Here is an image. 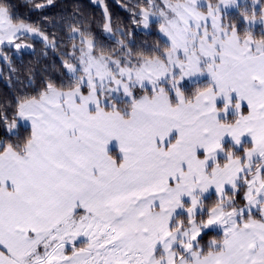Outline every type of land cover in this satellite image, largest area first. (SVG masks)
<instances>
[{"label": "snow or ice", "instance_id": "snow-or-ice-1", "mask_svg": "<svg viewBox=\"0 0 264 264\" xmlns=\"http://www.w3.org/2000/svg\"><path fill=\"white\" fill-rule=\"evenodd\" d=\"M96 2L115 46L66 20L78 40L62 54L67 79L0 106L14 137L0 139V264H264V33L225 14L264 24V2L128 0L135 27L157 21L165 39L151 47H134ZM30 37L58 47L0 0V58L34 50ZM204 74L187 94L184 82ZM213 229L220 238L202 245Z\"/></svg>", "mask_w": 264, "mask_h": 264}, {"label": "trees", "instance_id": "trees-1", "mask_svg": "<svg viewBox=\"0 0 264 264\" xmlns=\"http://www.w3.org/2000/svg\"><path fill=\"white\" fill-rule=\"evenodd\" d=\"M41 2L44 0H7V3L11 5L14 17L37 24L49 34L54 32L58 47L54 50L42 41L34 40L36 47L33 51L25 50L14 53L9 50L12 63L11 65L3 63L4 74L0 76V106H9L21 94L34 93L38 84L45 78L50 77L57 82L67 79V73L62 65V54L69 50L72 42L78 43V40L72 41L70 39V34L65 26L66 20L75 18L77 22H87L100 45L115 46L114 38L109 37L102 30V7L94 3L93 0H54L52 6L36 10L33 4ZM105 2L113 20L126 30L132 31L134 47H151L157 40L164 41L158 31L157 23H152V29L149 31L138 29L132 24L129 12L121 6L126 4L128 0H105ZM132 2L135 3L138 0H132ZM232 14L234 18L240 20L239 12L235 11ZM238 25L239 30L243 32L245 30L244 23L239 22ZM262 33L264 31L258 28L255 35L259 36ZM12 68L16 69L14 73L11 71ZM199 83L207 84L209 81L204 80ZM195 87V83L185 87L186 93L191 94ZM8 111H11L10 107H8ZM28 130L29 126L22 124L20 135H25ZM0 139H14V137L10 136L0 125ZM215 200V194L205 197L206 209ZM221 235L218 231H208L203 236L202 245L206 246L210 238L217 237L219 239Z\"/></svg>", "mask_w": 264, "mask_h": 264}, {"label": "rangeland", "instance_id": "rangeland-1", "mask_svg": "<svg viewBox=\"0 0 264 264\" xmlns=\"http://www.w3.org/2000/svg\"><path fill=\"white\" fill-rule=\"evenodd\" d=\"M94 1V3H96L97 5H100L98 2H96V0H93ZM158 2H159V0H158ZM201 2L202 3H204V0H201ZM212 2H216V0H212ZM240 3H241V5H245V4H247L249 7L251 6V4H252V0H240ZM101 6V5H100ZM102 7V6H101ZM235 11H237V12H239V16H240V20L238 21L236 18H234V16H233V12H235ZM257 12L259 13V5H257ZM225 14H226V16L230 19V20H232V21H234L236 24H237V26H239L238 25V23L239 22H242V23H244V27L246 28V26H248V27H250L252 30H253V32H254V34L257 32V30H258V28H260L262 31H264V24H261V23H259V22H257V23H255V24H253V25H247V22L244 20V18H243V16H242V14H241V9H238L237 7H229L228 9H226L225 10ZM152 23H157V21H156V19L155 18H153L152 19ZM152 23H151V26H150V28L149 29H143V28H138V29H141V30H145V31H149V30H151L152 29ZM238 29H239V27H238ZM106 34V33H105ZM106 35H108V34H106ZM160 35L162 36V34L160 33ZM163 37V36H162ZM163 39H165L164 37H163ZM34 40H40V41H42L41 39H39L38 37H36V38H29L28 39V43H33L34 44V49H35V47H36V45H35V43H34ZM43 42V41H42ZM44 43V42H43ZM45 44V43H44ZM46 45V44H45ZM25 50H28V49H25ZM25 50H23V51H25ZM29 51H33V50H29ZM3 63H6L2 58H0V76H3V74H4V65H3ZM6 64H8V63H6ZM210 75L209 74H204V75H202V76H199V77H196V78H193V79H191V80H186L185 82H184V88L185 87H187V86H189V85H191V84H194V83H196V82H201V81H209L210 82ZM177 135V133H175V132H173V134H172V136H173V138H175V136ZM229 139V141H227V142H230V138H228ZM118 156V158H120V154L119 155H117ZM209 195H211V193H207L206 194V196L205 197H207V196H209ZM206 206V205H205ZM214 231H218V232H220L221 234H222V230H220V229H213ZM208 231H210V230H208ZM212 238H217V237H212ZM212 238H210V239H212ZM209 239V240H210ZM218 239V238H217ZM83 240H85V242L84 243H86V238L84 237V239ZM208 240V241H209ZM208 241H207V244H208Z\"/></svg>", "mask_w": 264, "mask_h": 264}, {"label": "crops", "instance_id": "crops-1", "mask_svg": "<svg viewBox=\"0 0 264 264\" xmlns=\"http://www.w3.org/2000/svg\"><path fill=\"white\" fill-rule=\"evenodd\" d=\"M235 98H236V97H235V94H233V99L235 100ZM217 104H218V106H222V105H223V100L218 99ZM243 107L246 109V108H247V105L244 104ZM231 115H232V113H230V116H231ZM24 125H27V124H24ZM27 126H28V125H27ZM225 139H226V142L229 141V139H228L227 137H226ZM245 139H248V138L245 137ZM109 150H110V152H112L114 155H119L118 148H117V142H116L115 140L112 141L111 144L109 145ZM201 155H202V153H201ZM209 193H211V195H212V194H215L214 189H213V190H210ZM215 195H216V194H215ZM83 239H84V237H81L80 240L78 241V243H84L85 240H83Z\"/></svg>", "mask_w": 264, "mask_h": 264}]
</instances>
